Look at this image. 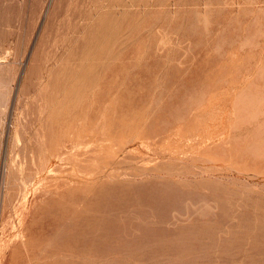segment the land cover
<instances>
[{"label": "rangeland", "instance_id": "1", "mask_svg": "<svg viewBox=\"0 0 264 264\" xmlns=\"http://www.w3.org/2000/svg\"><path fill=\"white\" fill-rule=\"evenodd\" d=\"M0 264H264V0H0Z\"/></svg>", "mask_w": 264, "mask_h": 264}, {"label": "bare ground", "instance_id": "2", "mask_svg": "<svg viewBox=\"0 0 264 264\" xmlns=\"http://www.w3.org/2000/svg\"><path fill=\"white\" fill-rule=\"evenodd\" d=\"M1 96V95H0Z\"/></svg>", "mask_w": 264, "mask_h": 264}]
</instances>
